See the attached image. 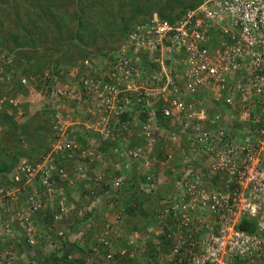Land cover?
<instances>
[{
	"label": "built area",
	"instance_id": "built-area-1",
	"mask_svg": "<svg viewBox=\"0 0 264 264\" xmlns=\"http://www.w3.org/2000/svg\"><path fill=\"white\" fill-rule=\"evenodd\" d=\"M110 58L103 71L107 80L101 81L95 71L82 78L78 90L87 98L88 114L83 120L69 121L63 115L62 89L47 92L49 149L36 160L15 164L8 176L18 185H0V205L6 201L11 206L25 184L39 182L49 198L56 199L59 215L54 219L69 211L62 189L56 192L50 185L57 168L52 156L72 154L80 147L74 132L81 126L86 144L71 167L87 187L97 186L105 167L121 170L110 180L119 187L126 181L121 167L130 166L128 162L136 172L156 165L157 178L170 187L148 228L153 245L165 241L167 252L142 264H264V0H203L172 23L152 13L146 23L130 29ZM136 105L143 116L133 118V127L142 142L128 147L121 140L110 151L113 158L104 159L94 143L132 127L121 122L117 134L108 125ZM159 118L166 119L161 131ZM164 169L170 173L165 175ZM57 170L65 181V170ZM145 179L140 189L149 193L153 182ZM25 202L22 212L10 215L27 238L34 231L29 215L40 207V193L30 189ZM116 218L113 214L111 221ZM241 218L254 222L252 233L238 227ZM8 231V221H0V235ZM58 236L66 241L70 232L64 236L57 230L53 237ZM94 240L84 264L110 244L102 234ZM125 243L130 246L127 252L114 243L120 256L141 255L143 243L135 234ZM105 257L111 261L113 253Z\"/></svg>",
	"mask_w": 264,
	"mask_h": 264
},
{
	"label": "trees",
	"instance_id": "trees-1",
	"mask_svg": "<svg viewBox=\"0 0 264 264\" xmlns=\"http://www.w3.org/2000/svg\"><path fill=\"white\" fill-rule=\"evenodd\" d=\"M201 1L203 0H85L82 2L84 5L78 3L76 5L77 7L67 11L65 8L67 4L62 6L63 3H60L59 0H26L27 5L36 9L38 13L43 12L44 10L54 12L53 22L46 21L45 24L48 29H52V32H57L55 36L52 35V39H54L55 42L54 45H52L55 46L56 51H53V56L51 57V54L49 57H46L44 53H41L39 56H35V58L25 57L24 54H22L23 52H16L14 59V62L16 61L15 63L0 60V86L2 87L4 84L10 82L9 85L13 86V95L15 92L25 91L26 87L23 84L22 79L27 81L25 77L31 75L36 76L41 73L39 70L40 67L30 70L31 66H38L39 63L44 62V60L48 61L52 68L47 73V76L44 77L46 91L43 93V97H46L47 92L51 89H62L61 91L63 93L61 94L63 95L65 93L63 99L64 106L72 110L76 114V117L80 116L79 118L82 120L88 115L84 112V109L87 106V98L79 92L78 88L81 89L82 78L86 72L91 74L95 71L96 76L100 77L101 81L107 80L103 73L107 68V63L105 61L110 60L111 55L119 49L121 41H123L131 28L137 23H146L152 13H155L159 19L172 23L186 10L195 7ZM60 10H64V12H58ZM65 11L66 15L64 14ZM55 14H57V16ZM70 18L73 19L70 20ZM19 21L20 20L16 21V25L19 29L27 28L25 29L26 31H23L21 34L30 44L36 43V40L34 39L36 35L40 39L42 34H44V31L41 29L43 27L41 25L38 26L37 22L28 20L25 22L20 21L21 25H19L17 23ZM70 21L76 22L75 29H69L68 24ZM28 27H31L29 30L35 29L36 33L34 32L35 30L29 32ZM113 30L114 33L112 35H115L116 32L118 40L116 43L111 44V46H113L108 50L109 52H107V49H102V46L105 44L106 38L109 37L108 33ZM62 33H64V35ZM61 37H63V39H60ZM13 38L17 44H22L25 53L23 43L21 42L22 40L18 41L16 36ZM111 39H113V37H111ZM95 44L97 45V48L92 49ZM68 46L71 48V51ZM6 54L8 53L6 52ZM76 57L78 61L82 58L80 64H78L80 67L78 68V75L74 74L73 77H68L65 70L62 71L57 68L60 62H64L63 59H65V62L69 60L68 64L71 63L73 66L76 62ZM15 67L19 68V70ZM11 68L19 71V74H22L24 77H18L12 72L13 70ZM81 68H83L82 72ZM64 86L65 89H63ZM80 102L82 104H80ZM39 105V108H36L38 110L43 106L41 103H39ZM9 106L12 108L11 111H8ZM48 106L47 103L44 104V112H51L48 110ZM14 112L15 107L9 105L8 100H2L0 102V131L2 133H4V129H7L6 132L14 129L15 122L12 117ZM38 112L41 113L42 111ZM136 115L139 117V120L141 119V116H143V113L141 115L139 105L130 106V108L124 109L119 115H117L118 117H116V121H114L115 123H112L115 119L109 122L108 128L117 134L118 131H120L119 124L121 122H128V125H131L132 127H129L127 131H123L122 134L119 132L116 136H108L103 141H96L94 143L95 147L98 148V151L101 152V156L104 154V159L110 160L113 158L110 151L112 148L116 147L121 140L123 143L127 144L128 147H131L132 142H142L141 138H138L135 135L138 131L137 127H133V124L136 123V120L133 118L136 117ZM50 118L51 116H49V119ZM71 119L75 121L74 115ZM165 120L166 119L164 118L158 119L160 131L164 129ZM79 128H81V126H79ZM79 128L74 134L75 141L80 147L77 150L75 149V152L72 154L66 152L62 155L57 152L53 153L52 156V161L57 168L51 172L50 185L55 187L56 192H59L60 188L62 189L65 195L64 206L70 205L69 211L64 215H60L59 218L54 219L55 215H59V211L56 209V199L49 198L46 192L43 191L45 187L37 182L34 183L32 187L30 185H24V188L20 191V195H18L11 206L8 202L3 201L4 204L0 205L2 206V208L0 207V218L2 217L1 215L4 214L7 216L9 213L22 212L26 208L25 197L30 193V189H32L33 191L40 193L41 205L37 210L30 212L29 219L32 224L43 233L48 232L51 235V238H49L51 240L48 241V243L56 245V248H54L58 251H56V256H52V259L55 262L53 264H84L85 259L88 256L86 254L91 251L90 246L95 242L94 237L97 235L99 236L100 234H102L110 244L104 245L99 250L98 255L92 256L91 259L94 260L91 261L90 264H98V261L100 262L99 264H110V261L105 260L107 259L105 255L109 252L113 253L112 262H115V264H136L135 260H133L137 259L135 257L132 258L124 255L120 262L118 259H115L120 257V255L116 249L117 244L114 243L117 242L121 246H124L127 252L130 246H128L125 241L133 234L136 235V240L138 242H144L142 245L143 251L141 256H143L141 259H155L159 252L163 254L167 252L168 243L163 241L162 244L156 248L152 243V237L154 234L152 231H148V228L153 226L154 223L153 215L163 207V205L160 204V201L171 192L170 187L165 184L164 181L157 178L156 165L143 172H136L130 162H128L130 166L127 165V167H125L122 165L121 169L126 174V181L119 187H113L110 184V180L112 176L119 174L121 170L111 171L105 167L101 170L102 178L96 184L97 186L89 188L85 183L86 181L81 180L79 176L77 177L71 167L80 159L78 156L79 150L83 149L86 144V133L79 130ZM49 130L47 136L48 144L41 154L49 149L48 147L52 139L50 126ZM161 144V141L158 142L156 147L159 148ZM2 150L4 151L5 148ZM155 154L159 157L161 154L160 150L157 151L155 149ZM19 156L25 157L27 154L25 152H12L7 159H5L4 153L2 155L0 154V173H5L6 180L3 182L5 188L15 184L18 185L9 178L8 174L15 164L19 163H15ZM37 158H39V155L32 160H36ZM24 159V161L29 160L28 158ZM119 159L122 163L125 162L124 157ZM90 165H93V160ZM58 168L65 170V181L59 179L60 173L57 170ZM165 173V175H168L170 173L169 169H165ZM146 177H149V183L153 182L149 193L140 189L141 185L146 182ZM153 178L154 180H152ZM23 181L24 177H21L18 183L22 184ZM155 181L156 183H154ZM74 183H77L78 186L70 189L69 186ZM145 201L151 203L152 210L149 211L150 213L142 211V202ZM135 211H138L139 215H136ZM99 214L100 216H98ZM113 214L117 215L115 221H111V219H113ZM136 218L141 219V223H137L135 221ZM2 220L3 219L1 218L0 221ZM8 225L10 226L9 230L20 231V227L15 221H12L10 224L8 223ZM238 227L247 233H252L254 231V222L241 218ZM84 229H87V232L92 233L93 235L90 237L88 233L82 234L84 233ZM57 230L62 231L64 236L67 235V231L80 236L72 238L70 239V242L68 241V243H65V241L59 236L56 237L57 240L54 239L55 237H53V235ZM115 233L118 234L117 238H114ZM58 238L61 243L58 242ZM23 239L27 244V238L23 237ZM41 241L43 244V239ZM68 255H70V257H68Z\"/></svg>",
	"mask_w": 264,
	"mask_h": 264
},
{
	"label": "rangeland",
	"instance_id": "rangeland-1",
	"mask_svg": "<svg viewBox=\"0 0 264 264\" xmlns=\"http://www.w3.org/2000/svg\"><path fill=\"white\" fill-rule=\"evenodd\" d=\"M59 0L60 3H63L62 6H65L67 11H70L74 7H77L76 5L79 3L82 4L85 0ZM67 2V3H66ZM65 3V4H64ZM84 5V3L82 4ZM52 9V8H51ZM58 12H64V10H60ZM53 13L50 12V10H44L43 12L38 13V11L30 6L27 5L26 0H0V60L5 62H14L15 59V53L16 52H23L25 57H34L39 56L41 53H44L46 57L53 56V51H56L54 45V39H52V35L55 36L57 33L56 31L52 32V29H48L46 27V21L47 22H53ZM40 16H39V15ZM66 15V11L64 13ZM57 16V14H55ZM73 18H70L72 20ZM20 20L22 22L25 21H35L38 23V26L41 25L43 28H41L44 31V34H42V37L39 39V37L36 35L35 44H30L29 41L26 40L25 37L22 36V32L26 31L25 29H19V27L16 25V21ZM20 21L17 22L19 25ZM76 22L70 21L68 26L69 29H75ZM31 27H28V31L32 32L34 30H29ZM36 33V30L34 31ZM39 32V31H38ZM114 33L113 31H110L109 37L106 38L105 44L102 46V49L108 50L112 48L111 44L116 43L118 40L116 32L115 35H112ZM64 35V33H62ZM17 37L16 39L18 41L22 40L25 53L23 51L22 44H17L13 37ZM113 37V39H111ZM60 39H63L61 37ZM53 44V45H52ZM96 45V44H95ZM92 47V49H96L97 45ZM69 48V46H68ZM75 49V48H74ZM71 51V48H69ZM10 51V52H9ZM73 51V49H72ZM6 52L8 54H6ZM106 52V53H107ZM75 54V53H74ZM14 57V58H13ZM13 59V61H12ZM76 62L72 66V64H68L69 60L65 62H60L57 68L60 70H65L67 72L68 77H73L74 74L78 75V64H80V61H78L77 57L75 58ZM84 59V58H83ZM44 60V59H42ZM67 60V59H66ZM78 61V62H77ZM14 67V66H12ZM37 67H40V74L36 76H29L25 77L27 81L22 79L23 84L25 85L26 89L25 91L21 92H15L13 95V86L9 85V83L4 84L0 88V102L3 100H8L9 105H13L15 107V112L13 114V120L15 122V127L12 130H8L9 132H6L7 129H4V133L0 131V154H5V159L12 153V152H25L27 156H19L15 163L21 162L22 160H25L24 158H28V161H31L33 158H35L37 155H41L43 150L46 149L47 146V136L49 130V126L51 124V118L49 119V116H51V112H44L45 108L43 107L44 104L47 102L45 100L46 97L40 98L43 96V93L45 90V83H44V77L47 76V73L50 71L52 66H50V62L45 61L39 63V65L31 66L30 70L36 69ZM16 68V67H15ZM14 74H16L18 77H24L22 74H19V68H11ZM83 71V68H81V72ZM17 77V78H18ZM36 84V85H35ZM35 85V88H34ZM33 86V87H32ZM73 96V94H72ZM41 99V100H40ZM39 103H41L40 109ZM80 104H82L80 102ZM63 115H67V120L74 121L72 116L75 117V122L81 120L78 116L76 117V114L68 109L63 104ZM78 107V106H77ZM12 108H8V111H11ZM79 109V108H78ZM81 110V109H79ZM38 111H42L41 113ZM78 111V110H77ZM40 113V114H39ZM73 113V115H72ZM83 117V116H82ZM84 119V118H83ZM82 119V120H83ZM1 130V129H0ZM3 131V130H2ZM35 131V132H34ZM5 148L3 151L2 149ZM4 158V157H3ZM31 158V159H30ZM71 166V165H70ZM5 173H0V180L1 184L5 186L3 182L6 180ZM161 175V171L159 173ZM79 183V182H78ZM26 185V184H25ZM78 186V184L74 183L69 186L70 189L75 188ZM149 201L142 202V211L149 212L152 210V206ZM136 215H139L138 211H135ZM150 213V212H149ZM2 214V212H1ZM101 214V213H100ZM100 214L98 216H100ZM3 221H8L10 224L12 221V217L9 214L1 215ZM137 217V216H136ZM0 218V219H1ZM135 221L137 223H141V219L136 218ZM10 228V226H9ZM14 229V228H13ZM20 230V229H19ZM75 233V232H74ZM72 234L70 233V237H66L65 243L70 242V239H72ZM91 237L93 235L92 233H88ZM74 235V234H73ZM88 236V235H87ZM86 236V237H87ZM24 234L23 231H14L9 230L7 232V235H0V262H3L4 264H53L55 263L52 259V256H56V245H51L48 243L51 239V235L47 233H43L40 229L37 227H34V231L31 234V236L27 237L28 239L32 241H28L27 244L25 242V238L23 239ZM43 239V244L42 240ZM55 240L56 237L54 238ZM58 242L61 243L60 239L58 238ZM80 240V239H78ZM58 245V244H57ZM55 247V248H54ZM58 252V251H57ZM87 257L89 258L90 254ZM9 262H4L7 257H10ZM124 256V255H122ZM117 257L115 259H118L119 262L121 261V258ZM48 258V259H46ZM91 259V257H90ZM3 260V261H2ZM94 260V259H93ZM92 260V261H93ZM100 260V259H97ZM135 260L136 264H142L143 259H133ZM49 261V262H47ZM100 262L98 261V264ZM90 264V262H89ZM110 264H115V262H110ZM122 264V263H121Z\"/></svg>",
	"mask_w": 264,
	"mask_h": 264
},
{
	"label": "crops",
	"instance_id": "crops-1",
	"mask_svg": "<svg viewBox=\"0 0 264 264\" xmlns=\"http://www.w3.org/2000/svg\"><path fill=\"white\" fill-rule=\"evenodd\" d=\"M164 173H165V169H164ZM144 243V242H143ZM143 256V255H142ZM141 255L137 257V259H141L142 257Z\"/></svg>",
	"mask_w": 264,
	"mask_h": 264
},
{
	"label": "clouds",
	"instance_id": "clouds-1",
	"mask_svg": "<svg viewBox=\"0 0 264 264\" xmlns=\"http://www.w3.org/2000/svg\"><path fill=\"white\" fill-rule=\"evenodd\" d=\"M110 262H112V260Z\"/></svg>",
	"mask_w": 264,
	"mask_h": 264
}]
</instances>
